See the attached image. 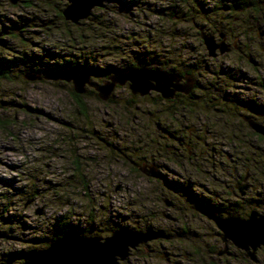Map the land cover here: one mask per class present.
I'll use <instances>...</instances> for the list:
<instances>
[{
	"label": "clouds",
	"instance_id": "9594fccd",
	"mask_svg": "<svg viewBox=\"0 0 264 264\" xmlns=\"http://www.w3.org/2000/svg\"><path fill=\"white\" fill-rule=\"evenodd\" d=\"M33 2L36 7L24 10L25 15L33 16L35 23L52 19L53 26L41 31L37 47L16 45L23 48L27 56L10 68L12 75L16 77L15 80L10 77L0 80V89H9L7 95L0 92V99H10L14 92H19L22 98L27 100L28 90L40 86L38 80L30 82L23 79L21 75L23 74L49 78L48 83H55L60 87L74 86L86 95L108 97L115 94L118 100L123 98L129 103L124 106L127 113L125 120L117 119L114 113L105 114L104 107L100 105L79 115L75 112L65 113L59 109H48L54 119L62 118L72 122L73 138L66 143L75 149L74 154L84 153L80 167L73 170L75 175L71 179L69 170L55 165L45 169L43 158L34 160L35 154L30 149L49 143L47 139L34 140L32 143H27L23 138L18 141H7L16 146L12 154L0 148V161L18 165V184L24 185L26 192H31L33 185L41 190L27 205L26 195L9 196L7 199L0 195V205L12 201L7 213L24 216L27 221L26 227L31 229L22 231L19 225H13L14 234L17 237L50 238L53 244L63 239L66 226H71L77 230V235L81 239L95 241L97 245L93 254L78 258L82 264H118L119 257L126 255L127 245L134 242L128 238L129 234L143 237L149 232L156 233L161 229L166 232L178 230L180 221L165 220L161 215L163 206L159 203L170 198V190L175 189L182 192L194 207H199L200 211L212 217L223 229L222 234H218L216 224L199 217L202 227L196 243L206 240L209 245L224 249L227 248L229 240L242 246L264 240V207L254 212L252 216L242 211L246 208V197L255 196L257 198L255 203L264 206V176L258 175L257 169L252 167L250 162L246 165L242 157L239 163L234 158L231 163L226 162L223 165L222 172L217 171V161L222 157L210 152L209 149L218 142V139H223V136L214 140L203 131L204 124L209 122L206 118L215 115L211 108L215 106L216 93L224 94L223 90L230 87L231 81L217 76L213 82L211 76L198 70L186 77L189 83L180 84L178 83L180 77L177 75L178 69L182 66L200 64L203 67L204 63L210 70L219 65L221 71L232 73L237 64L242 65V53L259 54V58L264 60V52L261 51L264 48V7L256 11L244 8L229 18H226V13L222 11L209 16L211 23L205 29V32L210 34L206 36L209 47L234 49L232 58L217 54L212 60L208 58L207 49L199 39V34L191 29V23L187 26H177L167 20L160 21L156 17H149L146 21L142 15L144 8L138 10L132 8L130 11L136 12L135 23L124 24L108 11L122 0H104L106 7L102 12L95 8L89 11L90 6L98 0H52L58 8L76 19L78 29L70 21H64L63 17H54V9L49 5L38 3L37 0ZM127 2L147 4L149 7L164 11L174 0H127ZM176 2L181 5L180 11L187 14L186 19L202 21V17L194 15V0ZM199 2L203 7L209 8L218 3L233 5L239 3V0ZM82 16L87 19H80ZM13 22L17 25L23 23L15 16ZM6 26L5 19L0 17V29ZM173 27H187V31L181 35H170ZM130 30H135L136 35H130ZM23 34L29 39L32 38L30 25L24 28ZM192 45H195L194 51L189 50ZM236 47L240 52L235 51ZM137 54L144 58L138 67H133L131 61ZM147 57H151V61ZM153 62H156L155 67L152 66ZM161 64L164 67H161ZM95 77L100 79L97 80ZM126 80L131 81L132 92H146L147 99L152 101L151 106L144 103L140 107L139 111L144 113L143 116L137 114V101L144 98L133 96L127 87L114 88L117 81L123 85ZM193 82H199L206 90L214 87L216 92L211 95H207L206 92L200 93L205 99L188 110L185 108L184 97L176 94V89L183 88L187 92ZM150 88L159 91L149 92ZM160 93L164 97L175 98L165 101ZM257 95L260 97L259 103L264 105V92ZM236 96L238 105L251 99L252 91L241 92ZM28 102L39 105V101ZM236 105L223 106L229 116L227 124L231 131L247 141L248 137L243 135V122L238 116L240 109ZM165 109L169 110L175 119L154 127L153 125L160 120L159 113ZM185 125L194 127L186 129ZM215 127L214 125L213 131ZM93 130H96V135L109 145V150L105 151L100 142L89 135ZM57 131H61L63 135L69 130ZM81 138H87V147L82 145ZM176 139L180 142L176 143ZM259 143L262 145L261 152H264V141ZM90 148H96L97 151L89 152ZM22 150L25 152L24 158L19 156ZM57 154L59 155V152ZM121 156L124 157L123 160ZM186 158L192 165H199L201 171L208 170L209 177L218 176L220 181L233 190L236 180L242 178L239 173L250 170V178H243L245 183L240 185L242 192L247 187L244 195L240 196V203L229 199L225 206L223 202L209 199L204 194L207 178L202 177L194 167L189 168L184 163ZM173 160L179 161L182 168L178 170L171 166ZM113 161L122 163L128 168V172L124 173L119 167H114ZM258 168L260 172H264V156L261 157ZM140 172L145 174L147 184L139 187L134 183L130 184L129 177ZM152 177L156 179H151ZM3 179H12V173L0 163V193L8 191L2 186ZM46 181H59L63 186L59 190L50 188ZM85 184L88 186L87 191ZM219 195L223 200L228 193L221 191ZM41 207L43 215H35L34 210ZM4 214L3 208H0V216ZM133 224L140 229L139 232L135 231ZM3 227L0 225V228ZM100 233L106 235L102 236ZM13 247L15 246L6 244L0 248V264H11L8 250ZM186 247L167 246V255L171 257L167 264H175L178 261H183V264H195V258L186 255ZM156 248L159 251V245H156ZM232 251L236 252L237 249L233 248ZM64 260L63 256L51 257L49 264H63ZM135 264H143V261H135ZM258 264H264V254L260 255Z\"/></svg>",
	"mask_w": 264,
	"mask_h": 264
},
{
	"label": "rangeland",
	"instance_id": "374dc122",
	"mask_svg": "<svg viewBox=\"0 0 264 264\" xmlns=\"http://www.w3.org/2000/svg\"><path fill=\"white\" fill-rule=\"evenodd\" d=\"M243 1V0H242ZM246 4L249 5L247 7H226L224 3H218L213 5L212 7L205 8L201 5L199 0H194V15H199L202 17V21H192L190 18L186 19V13H182L180 11L181 5L177 3L176 0L167 8L162 11L152 7H149L147 4L135 3L129 4L127 0H122L117 6L113 8H109L108 11L115 17H118L121 22L124 24L135 23L136 12L130 11V9H140L144 8L145 11L142 13L143 17L147 21L149 17H156L160 21H169L174 25L187 26L191 23V29L199 34V39L203 41L201 31L205 32V29L211 23L209 20V16L215 12H224L226 13V18L232 16L233 13L239 12L244 8H252L254 11L259 10V8L264 7V0H244ZM38 3L49 5L52 9H54L53 16L54 17H63L62 9L58 8L56 4L52 2V0H37ZM36 7V4L33 0H27V3L23 2V0H16L13 2L12 0H0V9H7V11H0V17H3L7 23V26L0 29V66L6 68L8 71L10 78L15 80L16 77L12 75L10 68L21 59L26 58L27 54L25 53L23 48L16 47L17 44L28 45L30 48L37 47L39 43V34L41 31L45 30L48 27L53 26V20L48 19L46 22L35 23L33 21V16H26L24 10H31ZM105 3L103 6H96L95 9H99L101 12L105 10ZM19 9V10H17ZM191 10V9H190ZM160 12V13H159ZM12 13V15H9ZM167 13V14H166ZM13 16L16 17L17 20H22L23 23L17 25L13 22ZM64 21H69L64 18ZM71 22V21H70ZM96 22V17H93V23ZM72 23V22H71ZM31 26L32 38H27L23 32L24 28L27 26ZM72 25L75 28H79V24ZM202 28V29H201ZM55 30V29H54ZM67 31V28H65ZM187 31V27L178 28L173 27L170 35H181L183 32ZM130 35H136L135 30H130ZM83 38V37H81ZM204 44V41H203ZM101 47H106L105 45H101ZM115 47V45L113 46ZM204 48L206 46L204 44ZM230 49V51H229ZM190 51L195 50V45H192L189 48ZM233 47H228V50L225 53H220L219 50H216V54L214 56H209L208 50L207 55L208 58L214 60L219 54L225 58H232ZM134 51V50H133ZM229 51V52H228ZM235 51L240 52V49L235 48ZM264 52V48L261 50ZM227 52V53H226ZM7 53L8 55H5ZM242 55V65L237 64L236 69L232 73H228L226 71H221L220 66L217 65L214 70H210L206 63H204L203 67L200 64H188L183 66L186 68L187 66H191L193 72H197L198 70L204 73H207L209 76L213 78V82H215L216 77L219 76L221 78L227 79L231 81L230 87L223 90L224 94L216 93L215 96V106L211 108V112L214 113V116L207 117L206 119L209 121L204 124V134L207 135L210 139H217L223 136V139H218V142L213 145L212 148L209 149L210 152H215L218 156H221L222 159H219L216 164L217 171H223V165L227 163H231L235 158L237 163L240 162V158H243V162L247 165L249 162L251 165L253 161L255 162L254 167L257 169V174L260 176H264V172H260L258 165L261 163V157L264 156V152H261V143L260 141H264V134L257 132L254 128H252L248 121L247 117L254 119L256 122L264 125V119H255L253 117V107L258 105L259 108L263 109L264 105L260 104V97L257 93L264 92V60L259 58V54L255 53H247ZM144 57H141L139 54L134 55L131 61V64H137L138 66L141 63V60ZM240 59V57H236ZM249 58V59H248ZM255 59L258 62L256 66L254 63L250 61V59ZM151 61V57H147ZM153 67L156 66V62H153ZM162 66H164L162 64ZM188 73H186L187 75ZM23 76V74H21ZM190 75V74H189ZM237 77V78H234ZM3 78L0 77V80ZM23 79L28 80L23 77ZM95 79H100L99 77H95ZM48 79H40L39 87H34L28 90V99H23L22 94L19 92H14L12 98L3 100L0 99V148H3L9 154L15 152V144L7 143V141H18L20 139H25L27 143H32L34 140L38 139H47L49 143L42 144L37 148L30 149V151L34 152V160L38 158H43L44 168L47 169L52 166L62 167L66 170H69V179L75 175V171H73L76 167V164L80 167L81 159L84 156V153L74 154L75 149L71 148L66 141L72 139L71 131L73 130V124L71 121H65L62 118L54 119L48 112V109H59L65 113L75 112L79 115L81 112L78 108V105L74 101L71 91L72 88H65L57 86L55 83H48ZM32 81V80H28ZM117 87H127L128 91L131 92L129 88V82H127L123 86ZM116 87V88H117ZM252 91L251 99L246 100L245 102L239 103L236 105L237 96L236 94L244 92L247 93ZM9 89H0L4 95H7ZM157 92V91H151ZM206 92L207 95H211V93L216 92L214 87H210L209 89H204L198 82L197 88L194 90L191 96H184V104L185 108L191 110L193 106L205 99V97L201 96L200 93ZM83 96V99L86 103V110L95 109L97 105L104 107L105 114H115V117L119 120H125L127 118V113L124 110V106L129 103L128 100H124L123 98L117 99L115 94H112L108 100H103L99 98L98 95L93 96L91 94L79 93ZM181 94V93H179ZM137 97L144 98L143 100L137 101V114L143 116V112H140V107L143 106L144 103H147L151 106L152 101L147 99V95L140 96L134 95ZM161 95V94H160ZM183 95V94H182ZM175 98V97H174ZM171 98V99H174ZM165 101L169 100L163 97ZM28 100L39 101V105L36 103H29ZM191 101L192 103H189ZM233 104L236 105L240 112L238 114L239 119L243 122L244 130L243 135L248 137V140L245 141L241 136H238L236 132L231 131L227 124V120L229 118L228 112L223 107L224 105ZM208 110V106H205V111ZM147 111V109H145ZM255 111V110H254ZM160 120L157 124L153 125L154 127H158L159 124L164 123L165 121H170L175 119L172 116V113L165 109L159 113ZM92 122V121H90ZM215 127V131H213V126ZM186 129H191L194 125H185ZM57 130H69L67 134H61V131ZM239 131V130H237ZM253 131L257 134H253ZM89 135L100 142L101 147L107 151L109 150V145L101 140L100 137L96 135V130H93L89 133ZM175 139V138H170ZM252 141H257V143H252ZM180 141L176 139V143ZM81 143L85 147H87V138H81ZM205 146L207 147V142H205ZM97 151L96 148H90L89 152ZM59 152V155L57 154ZM245 153H247L245 155ZM259 154V155H258ZM189 155H193V153H189ZM21 158L25 157V152L22 150L19 153ZM251 157V158H249ZM124 157L121 156V160ZM89 162L91 161V156H88ZM23 161L21 160V163ZM3 164L4 168H7L12 173V179H3L2 186L6 188L8 191L4 193H0V195H4L7 199L9 196H27L25 200V205L30 204L32 202V198L34 196L39 195L40 189L36 188L35 185L32 186L31 192H26L25 186L18 184L19 174L17 172L18 165L10 164L7 161H0ZM184 163L188 165L189 168H195L197 172L200 173L202 177L207 178V183L204 185L205 187V195H208L219 202H227L229 199L235 200V198H240L241 194L236 189V185L239 183L240 179L236 180L235 188L229 187L226 183L220 181V178L216 175L208 176V170L201 171L199 165H192L190 161L186 158ZM114 167H119L122 172L127 173L128 168L124 167L122 163H118L113 161ZM171 166L176 169H181L182 165L179 161L173 160L171 161ZM134 167V166H133ZM76 170V169H75ZM138 171V170H137ZM250 171V170H249ZM246 171H241L239 173L242 176ZM95 175V173H93ZM151 179H156L152 177ZM203 182V181H202ZM50 188L60 189L63 185L61 182H51L46 181ZM129 183H134L137 187L141 185L147 184V179L145 174L140 172L138 175L130 176ZM215 185V187L213 186ZM87 184H85V191H87ZM171 197L168 199H164L159 201V203L163 206L161 210V215L165 220L172 219L180 221L178 230L172 232H166L169 234V238L165 239L163 245L159 247V251L151 250V248L145 249H131L129 250V257L125 259V261H119L118 264H135V261L142 260L143 264H167L168 259L171 257L167 256L166 258V247L167 246H179L185 248L186 255H191L195 258V264H207L210 259L209 252L206 251L205 244L207 241H199V244L195 241L199 240L201 225L199 223V217H204L193 210L191 207L192 203L189 201L182 192L176 191L175 189L170 190ZM226 192L228 195L221 200L220 192ZM217 194V195H216ZM255 197V196H254ZM255 197V201H256ZM67 200V198H66ZM165 200H170L173 205L167 206ZM255 201L248 200L246 202V211L252 210L253 205H256L255 209L258 211L261 210L262 205L255 203ZM12 201L9 200L7 204L0 205V208H3L5 214L0 216V225H3V228H0V248L4 245H14L15 247L10 248L8 250L11 264H21L17 261L18 252L25 253L35 251L38 249L45 248L50 242V238L37 239L31 236L28 237H17L13 232V225H19L22 231H29L30 228L26 227L27 221L24 219V216L17 215L15 213L8 214L7 208L10 207ZM173 206V207H172ZM227 206V205H225ZM166 209V211H164ZM199 212V211H198ZM35 215H43V208L34 210ZM170 215L171 217H168ZM173 217V218H172ZM188 219H185V218ZM210 220V219H208ZM211 222L215 224V222L211 219ZM69 233H77V230L72 228L71 226H66ZM135 229L140 230L135 224H133ZM217 228V233L219 232V228ZM162 230V229H161ZM164 231V230H163ZM219 234V233H218ZM100 235H106V233H100ZM171 235L174 238L171 241H167L171 238ZM51 237V234H49ZM50 241V242H49ZM44 242H49L45 247L42 248ZM143 245V244H140ZM264 246V245H262ZM261 246V247H262ZM258 247L256 250V259L250 260L249 258H245L243 252L233 246L230 247V251L225 253L226 248L221 249V256L216 257L217 264H258L260 260V255L264 254V247ZM237 249L236 252H233L232 249ZM27 249V251L25 250ZM219 249V248H218ZM139 250V251H138ZM151 250V251H150ZM246 251V250H245ZM27 252V253H28ZM206 258V259H205ZM204 261V263H203ZM179 262V261H178ZM183 264V261H180ZM176 264V263H175ZM209 264V263H208Z\"/></svg>",
	"mask_w": 264,
	"mask_h": 264
},
{
	"label": "water",
	"instance_id": "95a60500",
	"mask_svg": "<svg viewBox=\"0 0 264 264\" xmlns=\"http://www.w3.org/2000/svg\"><path fill=\"white\" fill-rule=\"evenodd\" d=\"M13 2H16V0H12ZM104 5V0H98L97 3H94L90 6L89 11L91 10V8H94L95 6H103ZM62 14L64 16V18L66 20L71 21L74 24H77L76 19H74L72 16H70L65 10H62ZM80 19H87V17H80ZM201 35L204 41V44L206 46V49L208 50V54L209 56H214L216 54V50H219L220 53H225V51L228 50V47H224V48H210L209 47V40L206 39V36L210 35L209 33H204L201 31ZM250 61L252 63H256L252 58L250 59ZM138 67V66H137ZM177 75H179L180 80L178 81V83L180 84H187L189 83L188 79H186L187 76H190L189 74H181L179 72H177ZM24 78L28 79V80H40L42 79L41 77H31V76H26L23 75ZM107 78V77H106ZM43 79H49V78H43ZM127 82H129V88L132 92L131 89V81L126 80L124 82L123 85H125ZM195 83L193 82L189 88V90L187 92L184 91L183 88H177L176 89V94L181 93L183 95H188L190 92H192V90L195 87ZM123 86L122 84H120L119 81H117L114 84V88H116L117 86ZM73 90L76 93H82L81 91L77 90L74 86H73ZM149 92L151 91H159L158 89L155 88H150L148 89ZM132 94L134 95H140V96H144L147 95L146 92H132ZM162 97L163 94L160 93ZM99 96V95H98ZM111 97V95H109L108 97H101L99 96V98L103 99V100H108ZM166 99H171L174 97H164ZM254 110H257L254 108ZM259 114V113H258ZM246 120L248 121L249 125L254 128L257 132L264 134V125L256 122L254 119L247 117ZM239 189L241 190L240 186ZM242 192V191H241ZM243 193V192H242ZM166 205L170 206L172 205V202L170 200H165ZM194 209H196L197 211H199L200 213L204 214L208 219H212V217H209L206 215V213L200 211L199 207H194L192 206ZM254 212H258L257 210H252L249 214V216H252ZM168 217H171L170 215H168ZM173 218V217H172ZM215 224L216 221L214 219H212ZM216 226L220 229L221 234L223 232V229L220 228L219 224H216ZM136 232H139L140 230L135 229ZM147 231V230H145ZM159 237H163V238H169V234L166 233L163 230H159L156 233H148L147 235L143 236V237H139L136 236L135 234H129V239L133 240V243H129L127 245V252L125 256L119 257V261L126 259L129 256V250L130 247L131 249L136 248L138 245L140 244H146L148 241H151L153 239H157ZM232 241V240H231ZM238 248L244 249L246 250V255L251 259V260H255L256 259V250L258 247H261L262 245H264V240H259L256 243H249L247 246H242V245H238L236 244L234 241H232ZM43 249H48L47 251L44 252H37L32 251V252H28L27 254L24 255L23 257V261L21 264H49V258L51 257H55V256H63L65 258V260L63 261V264H82V262H80L78 260L79 257H87L91 254H93L95 252V250L97 249V245L95 243V241H90V240H83L81 239L77 233H67L64 235V238L61 240H57L52 244V241L49 243V245Z\"/></svg>",
	"mask_w": 264,
	"mask_h": 264
},
{
	"label": "flooded vegetation",
	"instance_id": "af4514ba",
	"mask_svg": "<svg viewBox=\"0 0 264 264\" xmlns=\"http://www.w3.org/2000/svg\"><path fill=\"white\" fill-rule=\"evenodd\" d=\"M252 1V0H251ZM245 3H246V1H242V0H239V3H236V4H233V5H227L226 4V7H238V8H240V7H244V5H245ZM249 6V5H248ZM202 29V28H201ZM237 49H239L238 47H236ZM229 51H230V49H229ZM228 51V52H229ZM227 53V52H226ZM249 59V58H248ZM255 62L256 63H254L256 66L258 65V62H257V60L255 59ZM179 94V93H178ZM183 96H186V95H183ZM253 108H255V109H257V110H255L254 111V109L252 110L253 111V114L254 115H252L253 117H255V119L257 118L258 120L259 119H261V120H263L264 119V107H262L263 109H261V108H259V106L258 105H256V106H254ZM259 113V114H258ZM249 158H251V157H249ZM252 159V158H251ZM253 160V159H252ZM254 165H255V162L253 161V164H252V167H254ZM242 178L240 179V181H239V183L236 185V189L239 191V193L241 194V196L242 195H244V192H246L247 191V187H245V189H244V191H243V193L241 192V190L239 189V186L241 185V184H244L245 183V179H243V178H250V171L248 170V171H246L242 176H241ZM217 195V194H216ZM209 199H214V198H212V197H210V196H208V195H206ZM248 200H251V201H255V197L253 196V197H251V198H247L246 197V202L248 201ZM233 201H235V203H237V204H239L240 203V198H235V200H233ZM172 205H173V203H172ZM224 205H227V202H224ZM174 206V205H173ZM172 206V207H173ZM193 205H191V207H192ZM253 207L254 208H252V210H257V209H255V207H256V205H253ZM193 210L195 211V212H197V213H199V214H201V215H203L202 213H200V212H198L196 209H194L193 208ZM252 210H250V211H246V208L245 209H243L242 211H245L246 212V215H248L249 216V214H250V212L252 211ZM258 211V210H257ZM203 216H205V215H203ZM241 218H243V216L241 217ZM208 219V218H207ZM219 230V234H221V231H220V229H218ZM174 238V236L173 235H171V238L170 239H168L167 241H171L172 239ZM164 240L165 239H163V238H157V239H153V240H151V241H148L146 244H143V245H138L136 248H134V249H145V248H151V250L153 249V251L154 250H156L157 248H156V245H159V247L160 246H162L163 245V242H164ZM233 246H235L236 248H238L231 240H229V242H228V246H227V248H226V251H225V253L227 252H229L230 251V247L232 248ZM262 247H264V246H262ZM261 247V248H262ZM205 248H206V251L207 252H209V254H210V259H209V261H208V263L209 264H217V262H216V257L214 256V254H216L217 256H221L222 255V253H221V249L219 248H216V247H213V246H211V245H209L208 243L207 244H205ZM238 249H240L242 252H243V254H244V257L245 258H249L247 255H246V251L244 250V249H241V248H238ZM150 250V251H151ZM164 255H166V258H167V253L166 254H164ZM129 257V256H128ZM127 257V258H128ZM250 259V258H249ZM251 260V259H250ZM123 261H125V260H123ZM122 261V262H123ZM176 264H181V262L179 261V262H175ZM203 263H204V261H203ZM207 263V264H208ZM206 264V263H205Z\"/></svg>",
	"mask_w": 264,
	"mask_h": 264
},
{
	"label": "trees",
	"instance_id": "16d2710c",
	"mask_svg": "<svg viewBox=\"0 0 264 264\" xmlns=\"http://www.w3.org/2000/svg\"><path fill=\"white\" fill-rule=\"evenodd\" d=\"M23 2L27 3V0H23ZM247 6H248V5L245 3L244 7H247ZM159 13H160V12H159ZM132 66H133V67H137L138 65H137V64H132ZM160 66H161V67H164V66H162V64H161ZM174 67H175V66H174ZM177 72H179V73H181V74H186V73L191 74V73H193V70H192V67H191V66H190V67L187 66L186 68H184V67L182 66V67H180V68L178 69ZM105 76L107 77V74H105ZM0 77H2V78H4V77H10V75H9L8 71L6 70V68L1 67V66H0ZM197 86H198V82L195 83V87H194V89L192 90V92H190V93H189L188 95H186V96H191L192 93L194 92V90L197 88ZM71 94H72V97H73L74 101H75L76 104L78 105V108L80 109V111H83V112H84V110H86V103H85V101H84V99H83V96H82L81 94L76 93L75 91H71ZM179 95L183 96L182 94H179ZM183 97H184V96H183ZM253 134H257V133L253 131ZM257 135H258V134H257ZM258 136H261V135H258ZM75 169H76V170L79 169V165H78V164H76ZM67 233H69V231L67 230V227H66L65 234H67ZM49 242H50V241H49ZM49 242H44L43 245H42V248L45 247ZM48 245H49V244H48ZM48 245H47V246H48ZM47 246H46V247H47ZM28 251H30V250H28ZM28 251H27V252H28ZM27 252H25V253L18 252L19 254H18V256H17V258H18L17 261H19L20 263H22V261H23V257H24L25 254H27ZM31 252H32V251H31Z\"/></svg>",
	"mask_w": 264,
	"mask_h": 264
},
{
	"label": "bare ground",
	"instance_id": "6f19581e",
	"mask_svg": "<svg viewBox=\"0 0 264 264\" xmlns=\"http://www.w3.org/2000/svg\"><path fill=\"white\" fill-rule=\"evenodd\" d=\"M96 7V6H95ZM125 260V259H124ZM121 261H123V260H121Z\"/></svg>",
	"mask_w": 264,
	"mask_h": 264
}]
</instances>
